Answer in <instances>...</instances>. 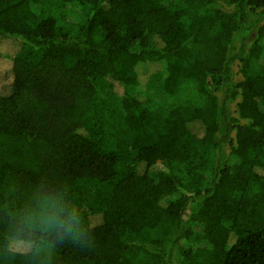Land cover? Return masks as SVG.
Masks as SVG:
<instances>
[{
	"label": "trees",
	"instance_id": "16d2710c",
	"mask_svg": "<svg viewBox=\"0 0 264 264\" xmlns=\"http://www.w3.org/2000/svg\"><path fill=\"white\" fill-rule=\"evenodd\" d=\"M0 36V264H264V0H0Z\"/></svg>",
	"mask_w": 264,
	"mask_h": 264
},
{
	"label": "clouds",
	"instance_id": "9594fccd",
	"mask_svg": "<svg viewBox=\"0 0 264 264\" xmlns=\"http://www.w3.org/2000/svg\"><path fill=\"white\" fill-rule=\"evenodd\" d=\"M33 201V206L24 209L20 216V224L25 229L44 236L56 234L74 242L86 240L88 226L81 215L80 206L67 201L59 192H37ZM31 248L30 243H20L15 246L14 251L24 253Z\"/></svg>",
	"mask_w": 264,
	"mask_h": 264
},
{
	"label": "rangeland",
	"instance_id": "374dc122",
	"mask_svg": "<svg viewBox=\"0 0 264 264\" xmlns=\"http://www.w3.org/2000/svg\"><path fill=\"white\" fill-rule=\"evenodd\" d=\"M20 50L19 44H17L16 40L1 37L0 36V85L4 83L5 78L7 77L9 73V65L6 66V64H10V60L8 56H14L18 51ZM117 91H122L121 86H116ZM196 130H200L199 123H195ZM87 189H95L94 185H88L86 184V190ZM94 190L89 192L92 193ZM85 196H88L85 194ZM17 243H15V246Z\"/></svg>",
	"mask_w": 264,
	"mask_h": 264
}]
</instances>
